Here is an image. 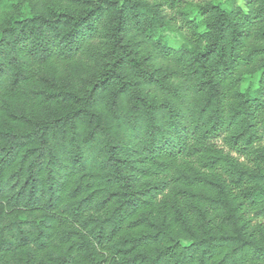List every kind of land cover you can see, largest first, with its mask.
Wrapping results in <instances>:
<instances>
[{
    "label": "trees",
    "instance_id": "trees-1",
    "mask_svg": "<svg viewBox=\"0 0 264 264\" xmlns=\"http://www.w3.org/2000/svg\"><path fill=\"white\" fill-rule=\"evenodd\" d=\"M242 1L0 0V264H264Z\"/></svg>",
    "mask_w": 264,
    "mask_h": 264
},
{
    "label": "rangeland",
    "instance_id": "rangeland-1",
    "mask_svg": "<svg viewBox=\"0 0 264 264\" xmlns=\"http://www.w3.org/2000/svg\"><path fill=\"white\" fill-rule=\"evenodd\" d=\"M238 3L241 5V6H243V1L242 0H238ZM173 37H172V41L173 42H175V43H177V42H179V38H178V36H176V35H172Z\"/></svg>",
    "mask_w": 264,
    "mask_h": 264
}]
</instances>
